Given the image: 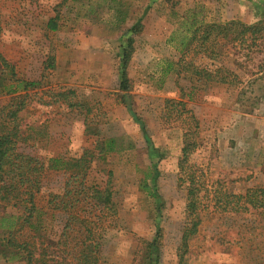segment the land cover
Returning <instances> with one entry per match:
<instances>
[{"label":"rangeland","instance_id":"1","mask_svg":"<svg viewBox=\"0 0 264 264\" xmlns=\"http://www.w3.org/2000/svg\"><path fill=\"white\" fill-rule=\"evenodd\" d=\"M106 2L0 0V74L11 83L3 59L16 78L39 83L27 92L0 93V125L9 124L16 98L24 97L16 118L26 140L18 147L44 165L34 196L44 238L27 227L17 232L29 205L15 200L0 205V219L6 220L0 241L9 238L3 227L11 223L13 238L32 244L35 258L43 252L46 264H77L87 228L96 264H145L146 246L154 240L157 264H264V216L241 212L235 198L264 187V76L246 84L248 75L240 73L245 81L234 88L204 80L188 84L184 73L177 77L176 66L163 74L168 62L182 56L168 39L176 29L189 36L184 22L252 24L261 19L264 0ZM55 17L57 30L50 31L46 24ZM129 40L128 90L122 91L120 65ZM184 60L200 68L220 64V57L212 62L198 50ZM191 85L195 95L182 97L179 88ZM186 134L196 144L186 172L199 190L200 223L187 248L179 250L190 221L188 184L179 181L178 169ZM109 139L117 151L94 161L88 177L101 189L108 182L116 213L83 206L73 213L86 221L70 222L62 234L67 214L53 213L48 201L64 194L65 174L46 167L50 159H76L84 151L96 158V142ZM149 167L155 183L147 184L154 186L158 204L142 189ZM0 251V264H26L22 250Z\"/></svg>","mask_w":264,"mask_h":264},{"label":"trees","instance_id":"2","mask_svg":"<svg viewBox=\"0 0 264 264\" xmlns=\"http://www.w3.org/2000/svg\"><path fill=\"white\" fill-rule=\"evenodd\" d=\"M76 1V0H74ZM169 2L170 0H165ZM116 0H107V4H112ZM96 4V3H95ZM106 4V5H107ZM93 6L92 4H90ZM261 19L252 23L245 24L238 20H232L226 23L214 24L197 22L196 20H189L190 22H184L182 24H188L187 33L180 29L174 30L168 43H176L175 50L182 56L175 63L168 62L163 74H167L173 70V66H176L177 77H181V73H184L183 79H186L188 84L193 81H201L216 83L220 85L232 86L234 88L239 87L245 79L240 76V73L247 74L246 84H252L256 79L254 76H264V9L262 11ZM188 19H191L190 16ZM56 17L48 20L46 28L50 31L57 30V24L55 22ZM181 26V27H182ZM195 47L192 48V45ZM198 50L203 56L209 60L214 61L220 57V64H214L209 66L198 67L193 64L192 61L184 62V57L189 52ZM131 52V40L128 41L127 46L123 50L122 61L120 65V84L119 88L122 91H127V78L125 75V66L129 60ZM225 60H228L226 62ZM2 65L9 70L8 81L6 84L3 76L0 74V93L6 95H15L17 92H27L39 87L38 82H26L16 78L13 69L1 59ZM251 64L255 69H249ZM185 90H190L188 94H185ZM180 95L182 97L194 96L195 87H180ZM62 99H66L65 94L59 95ZM240 98H242L240 96ZM16 103V109L11 111L7 116L9 124L0 125V205H6L13 203L15 200L26 202L27 205L24 209L27 213L25 218L19 224L17 232L22 230V227H27V230L35 233L34 237L43 239L44 236L40 234L44 231L42 223V213H38L34 204V196L40 189V176L44 171V165L37 159L25 155L18 147L19 142L26 140L22 136L19 124L17 123L16 114L25 106V98L18 97ZM191 99V98H190ZM72 104H68L71 107ZM148 148H150V142L147 141ZM194 140L189 138V135H184L182 158L178 164L180 172L179 181L187 183V196H186V213L187 218L190 219L189 224L185 226L181 235V245L179 250H185L187 248L188 241L192 239L199 226V190L196 188V180L192 173L186 172V162L192 149L195 148ZM96 148L98 150L96 158L91 155V152L84 151L79 158L76 159H50V164L46 169L53 171H63L65 174L64 182V194L51 195V199L48 204L52 206L53 213L61 212L67 214L66 223L63 225L62 234L67 231L70 226V222L86 221L85 217L80 218L73 213L78 208L83 206L98 209L99 214L104 211L115 214L113 209V202L111 200V192L108 187V182L102 189L99 185L90 179L88 172L91 169L94 161L103 160L104 157L110 153L117 151V144L115 139H109L106 141H97ZM148 172L142 180V189L148 193L152 198L157 199L158 195L155 192L154 186H149L147 180L151 181V184L155 183V177L153 176L154 169L149 167ZM110 175V173H108ZM24 188L22 190L21 187ZM69 187H71L69 189ZM152 187V188H151ZM153 189V190H152ZM24 195L25 198L22 196ZM236 200L242 202L241 212L247 213L253 211L259 216H264V187L246 190L244 194H240L235 197ZM92 203V204H90ZM158 204V199H157ZM89 208V209H90ZM5 219H0V227L5 223ZM12 224H8L6 230L8 239L0 241V247L3 248L5 254L11 251L17 254L22 250L25 256L26 264H46L44 258L45 253H39V257L35 258L34 246L29 242L19 243L13 238L14 231H10ZM87 236L80 244L81 250L78 256L77 264H96L97 258L92 256V252L96 249L95 244L92 242L91 231L84 228ZM60 239V238H59ZM156 241L149 243L146 246L144 254L145 264H157L153 262L152 254L156 250ZM2 251V250H1ZM0 251V253H1ZM183 255H180V261ZM181 264V262H179Z\"/></svg>","mask_w":264,"mask_h":264}]
</instances>
